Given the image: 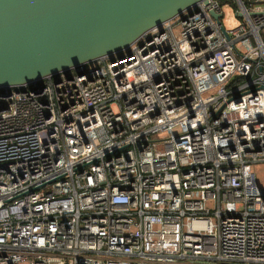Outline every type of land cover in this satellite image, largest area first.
<instances>
[{"label":"built area","instance_id":"built-area-1","mask_svg":"<svg viewBox=\"0 0 264 264\" xmlns=\"http://www.w3.org/2000/svg\"><path fill=\"white\" fill-rule=\"evenodd\" d=\"M233 1L0 94V264H264V0Z\"/></svg>","mask_w":264,"mask_h":264},{"label":"water","instance_id":"water-1","mask_svg":"<svg viewBox=\"0 0 264 264\" xmlns=\"http://www.w3.org/2000/svg\"><path fill=\"white\" fill-rule=\"evenodd\" d=\"M200 1L207 0H0V94L38 92L45 78L121 59L143 33Z\"/></svg>","mask_w":264,"mask_h":264},{"label":"rangeland","instance_id":"rangeland-1","mask_svg":"<svg viewBox=\"0 0 264 264\" xmlns=\"http://www.w3.org/2000/svg\"><path fill=\"white\" fill-rule=\"evenodd\" d=\"M222 11L224 13L223 23L226 28H229L234 20L233 8L230 5H223ZM229 19H231V21ZM251 166L252 171L255 173L257 184L264 187V162H256Z\"/></svg>","mask_w":264,"mask_h":264},{"label":"trees","instance_id":"trees-1","mask_svg":"<svg viewBox=\"0 0 264 264\" xmlns=\"http://www.w3.org/2000/svg\"><path fill=\"white\" fill-rule=\"evenodd\" d=\"M219 3L221 5H224V4H230L231 6H233L234 8H236V4L234 3L233 0H218Z\"/></svg>","mask_w":264,"mask_h":264}]
</instances>
